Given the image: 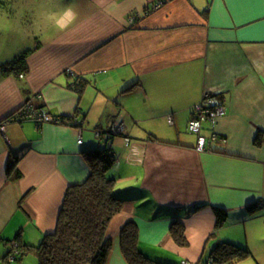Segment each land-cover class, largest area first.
Segmentation results:
<instances>
[{
  "label": "crops",
  "instance_id": "1",
  "mask_svg": "<svg viewBox=\"0 0 264 264\" xmlns=\"http://www.w3.org/2000/svg\"><path fill=\"white\" fill-rule=\"evenodd\" d=\"M33 8L45 31L19 53L29 51L26 72L0 74V264H38L33 254L9 260L14 243L35 247L55 232L67 188L90 174L85 153L105 149L97 132L113 125L126 145L110 140L116 162L107 176L131 194L107 228L106 264H127L120 236L130 222L139 251L162 264H194L207 251L214 264L221 242L251 253L235 264H264V0H42ZM204 91L225 114L205 123L199 136L216 139L198 152L187 125ZM26 103L60 123L10 117ZM214 208L226 213L219 227ZM175 222L185 246L170 234Z\"/></svg>",
  "mask_w": 264,
  "mask_h": 264
},
{
  "label": "trees",
  "instance_id": "2",
  "mask_svg": "<svg viewBox=\"0 0 264 264\" xmlns=\"http://www.w3.org/2000/svg\"><path fill=\"white\" fill-rule=\"evenodd\" d=\"M160 3L162 2H158L156 6ZM28 54L29 51H25L2 65L0 74L3 76L14 73L18 77L23 75L27 69L25 59ZM84 88L83 80L75 82L73 87L78 93ZM215 97L217 98L218 95ZM23 106L25 104L16 112ZM148 140L157 141L152 135H148ZM109 144L106 143L105 149L85 153L90 174L82 184L67 188L55 232L44 237L38 246L21 247L15 261L21 260L25 255L33 254L37 257L38 264H106L110 249V242L105 239L107 228L131 194L128 191L115 193V180L107 176L116 162ZM14 166L15 162L9 164L8 172L14 171ZM14 175L18 177L19 173L15 171ZM202 208L204 205H197L191 211L195 213ZM213 211L219 227L225 222L226 213L216 208ZM170 234L178 245H187L184 227L180 223L175 222L171 225ZM137 242V226L133 222L127 223L122 228L120 236L121 251L127 264H162L143 255L138 249ZM251 256L246 248L230 242L217 244L210 254L214 264H235Z\"/></svg>",
  "mask_w": 264,
  "mask_h": 264
},
{
  "label": "rangeland",
  "instance_id": "3",
  "mask_svg": "<svg viewBox=\"0 0 264 264\" xmlns=\"http://www.w3.org/2000/svg\"><path fill=\"white\" fill-rule=\"evenodd\" d=\"M50 1L59 5L63 2V0ZM41 3L42 0H0V13L7 14V19L3 23L4 30L0 31V61L5 58V48L9 54L8 58L13 60L19 56L20 51L28 50L36 42V38L31 37L32 34L40 29L45 31V25L40 22L38 17H35L39 10L33 8L34 6L40 7ZM205 127L203 124V128ZM113 140L116 143L120 142V148L125 149L126 140L123 137L115 136ZM121 189L122 187H118L114 191L116 193ZM198 260L199 264H206L210 261L209 252L207 251L200 258L198 257L194 264H197ZM15 264H19V262H15Z\"/></svg>",
  "mask_w": 264,
  "mask_h": 264
},
{
  "label": "built area",
  "instance_id": "4",
  "mask_svg": "<svg viewBox=\"0 0 264 264\" xmlns=\"http://www.w3.org/2000/svg\"><path fill=\"white\" fill-rule=\"evenodd\" d=\"M20 78L23 77V75L19 76ZM216 94H212L209 91H204L203 93V100L200 105H198L194 111L191 119L188 122L187 129L190 133L199 135L200 132L202 131L203 124L207 123L209 124V127H213L217 121V119L221 118L224 116L225 111L224 107L221 104V102L215 97ZM15 121H24V120H31L36 125L44 124V123H60L59 118H54L51 117L50 115L37 111L33 109V106L30 103L25 104L18 112H16L13 117ZM171 120L169 119V122ZM5 124L2 123L0 124V132L4 133L5 131ZM111 132L114 134V136H118L122 133V127L119 125H113L111 128ZM97 136L102 140H107V143H110V140L112 139L111 136L109 135H103L100 132H97ZM215 137L212 135L209 138L210 140H214ZM207 140L201 136L198 137L197 140V146L196 150L198 152H203L207 148ZM78 143H81L79 141ZM13 250L12 253L9 256V260H14L15 257L18 255L19 250L17 249L18 246L16 243L13 245ZM213 264V263H211Z\"/></svg>",
  "mask_w": 264,
  "mask_h": 264
},
{
  "label": "clouds",
  "instance_id": "5",
  "mask_svg": "<svg viewBox=\"0 0 264 264\" xmlns=\"http://www.w3.org/2000/svg\"><path fill=\"white\" fill-rule=\"evenodd\" d=\"M64 14H67V12H65ZM7 19V14L6 13H0V31H3V23L4 21ZM75 20V14H73V21ZM65 28L67 27V25L64 26ZM61 30H63V28H61Z\"/></svg>",
  "mask_w": 264,
  "mask_h": 264
},
{
  "label": "water",
  "instance_id": "6",
  "mask_svg": "<svg viewBox=\"0 0 264 264\" xmlns=\"http://www.w3.org/2000/svg\"><path fill=\"white\" fill-rule=\"evenodd\" d=\"M111 128L112 127H110V129L108 131H103V132L100 131V133L103 134V135H109L112 138V137H114V134L111 132ZM105 143H107V140H105Z\"/></svg>",
  "mask_w": 264,
  "mask_h": 264
},
{
  "label": "bare ground",
  "instance_id": "7",
  "mask_svg": "<svg viewBox=\"0 0 264 264\" xmlns=\"http://www.w3.org/2000/svg\"><path fill=\"white\" fill-rule=\"evenodd\" d=\"M187 126H188V125H187ZM202 128H203V127H202ZM187 130H188V129H187ZM202 130H203V129H202ZM201 132H202V131H201ZM201 132H200V133H201ZM213 136L216 137L215 134H214ZM198 137H199V135H198ZM201 137H202V136H201ZM203 138H204V137H203ZM206 140H207V139H206ZM214 140H215V139H214ZM208 142H209V141H208Z\"/></svg>",
  "mask_w": 264,
  "mask_h": 264
}]
</instances>
